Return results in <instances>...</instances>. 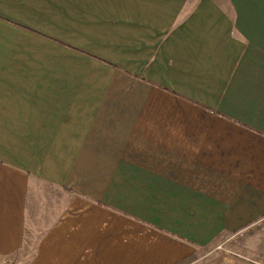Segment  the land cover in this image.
<instances>
[{"label":"crops","instance_id":"crops-1","mask_svg":"<svg viewBox=\"0 0 264 264\" xmlns=\"http://www.w3.org/2000/svg\"><path fill=\"white\" fill-rule=\"evenodd\" d=\"M264 227V0H0V264H192Z\"/></svg>","mask_w":264,"mask_h":264},{"label":"rangeland","instance_id":"rangeland-1","mask_svg":"<svg viewBox=\"0 0 264 264\" xmlns=\"http://www.w3.org/2000/svg\"><path fill=\"white\" fill-rule=\"evenodd\" d=\"M199 255L192 264H264V227L258 223Z\"/></svg>","mask_w":264,"mask_h":264}]
</instances>
